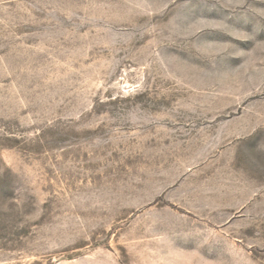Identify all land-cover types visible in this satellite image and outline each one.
Returning <instances> with one entry per match:
<instances>
[{
  "label": "rangeland",
  "instance_id": "obj_1",
  "mask_svg": "<svg viewBox=\"0 0 264 264\" xmlns=\"http://www.w3.org/2000/svg\"><path fill=\"white\" fill-rule=\"evenodd\" d=\"M0 264H264V0H0Z\"/></svg>",
  "mask_w": 264,
  "mask_h": 264
}]
</instances>
